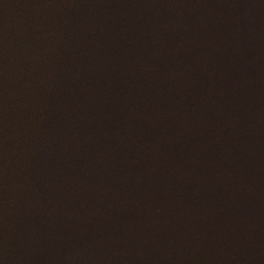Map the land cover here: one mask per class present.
Instances as JSON below:
<instances>
[{"label": "water", "instance_id": "95a60500", "mask_svg": "<svg viewBox=\"0 0 264 264\" xmlns=\"http://www.w3.org/2000/svg\"><path fill=\"white\" fill-rule=\"evenodd\" d=\"M0 264H264V0H0Z\"/></svg>", "mask_w": 264, "mask_h": 264}]
</instances>
